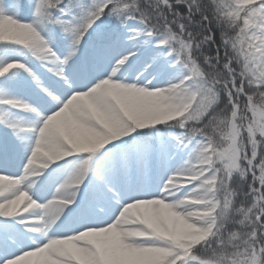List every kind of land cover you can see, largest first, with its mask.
I'll return each mask as SVG.
<instances>
[{
  "label": "snow or ice",
  "instance_id": "snow-or-ice-1",
  "mask_svg": "<svg viewBox=\"0 0 264 264\" xmlns=\"http://www.w3.org/2000/svg\"><path fill=\"white\" fill-rule=\"evenodd\" d=\"M0 264H264V0H0Z\"/></svg>",
  "mask_w": 264,
  "mask_h": 264
}]
</instances>
